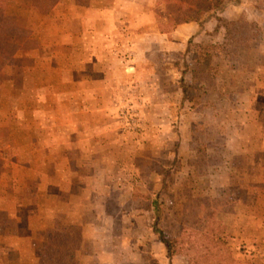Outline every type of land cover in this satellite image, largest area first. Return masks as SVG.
I'll use <instances>...</instances> for the list:
<instances>
[{"label":"rangeland","instance_id":"1","mask_svg":"<svg viewBox=\"0 0 264 264\" xmlns=\"http://www.w3.org/2000/svg\"><path fill=\"white\" fill-rule=\"evenodd\" d=\"M241 1L238 26L232 28L233 20L222 16L208 31V37L214 38L201 34L192 37L179 53L162 60H139L142 70H161L157 90L151 86L153 75L144 71L125 81L120 74L78 76L75 69L82 60H78L74 45L70 52L64 47L60 31L64 24L50 23L51 9L42 12L45 2L7 1L9 10L16 14L17 26L23 29L28 24L37 44L21 46L12 56L0 58V65L9 74L4 76L3 86L8 92L4 98L0 94V264H27L32 252L36 258L42 252L51 255L54 249L69 248V241L72 254H78L74 246H78L84 224L64 222L63 226L55 211L58 206L52 202L57 197L43 186L45 180L70 181L59 172L60 164L67 165L77 176V186L83 187L80 192L76 189L69 214H86L82 221L91 223L89 209L102 191L105 194L100 196H107L103 198L109 210L120 208L127 214V221L114 222L117 230L105 242L112 261L124 258L130 264H190L188 254L199 256L197 263L203 264H264V153L251 152L264 148V0ZM191 2L156 0L157 23L166 25L169 33L171 9ZM34 4L39 11L32 9ZM250 21L257 26L253 28ZM76 28L73 23L69 30ZM21 38L14 36V43H21ZM208 39L216 42L211 61L213 85H205L197 94L187 93L193 97L192 107V102L183 98L180 79L184 84L192 83L188 66L199 46L210 44ZM99 46L95 47L97 64L105 68L103 73L110 67L121 71L122 61L106 59L105 47ZM91 47L87 45L89 51ZM83 64L92 67L90 56ZM82 78L89 87L96 80L104 85L110 80L114 85L100 94L102 110L91 107L89 92L76 90L77 80ZM125 82L130 83L129 88L117 86ZM158 101L161 106H154ZM252 120L257 121L260 137L246 141L252 136ZM95 121H99L96 130L92 126ZM76 132L83 139L82 146L76 144L82 147L77 155L70 154L74 144L68 138ZM58 135L62 137L51 138ZM62 143L68 145V153L60 151ZM236 147L249 153L237 154ZM249 160L263 164L249 162L251 169ZM226 165L231 173L220 172ZM101 170V176L93 175ZM211 176L214 184L223 181L229 187L210 189ZM108 182L111 186L104 187ZM240 182L255 192L247 203L258 201L235 220L230 195L246 199L240 185L234 188V183ZM11 207L16 214L8 210ZM250 212L254 217L251 221L246 217ZM53 225L68 233L61 237V246L55 240L60 231L44 236L45 228ZM152 233L157 242L149 250L142 244L149 243ZM160 233L175 241L171 255ZM159 242L163 245L161 256L153 260L149 252L159 254ZM49 264L62 262L53 259Z\"/></svg>","mask_w":264,"mask_h":264},{"label":"crops","instance_id":"2","mask_svg":"<svg viewBox=\"0 0 264 264\" xmlns=\"http://www.w3.org/2000/svg\"><path fill=\"white\" fill-rule=\"evenodd\" d=\"M224 3L225 6L219 13L220 18H222L223 16L227 20H236L239 14L242 12V1L224 0ZM154 6H157L156 0H59L50 10V15L53 16L50 18V23H59L60 25L64 24V26L60 28L61 35L62 37L64 36V47L68 52H70L69 49L72 45H74L78 60H82V63L78 64L77 68L75 69V72L78 76L96 77L99 75H106L107 77H109L111 75L115 76L120 74L122 77H126V79L123 80L125 81L129 80L132 75L135 76L136 73L139 72V74H141V71H144L145 74H149V76L153 75L151 86H155L156 89V87L158 88L159 86L157 85V76L159 77V75H161V70L157 67L142 70L140 69L139 60H162L163 56H169L171 54H176L180 51H183L187 46V42L192 37L201 34L205 35V37H208V31L214 28L217 20L213 17H209L206 20L202 21L201 24H198L195 21L181 22L172 26V30L169 33L168 30L162 32L159 29V24L157 23L158 21L154 17ZM73 23L78 26V29L76 28V31L74 29H72V31L69 30L70 25L73 26ZM211 37L214 38L215 36ZM208 41L211 43L210 39H208ZM213 43L216 42L213 41ZM88 44L92 45L90 51L87 48ZM99 45H103L105 47L106 53L104 57L106 59H120V61H122L121 71L118 72L112 70V67H110L106 70L105 73H103L105 68L100 69L99 64H97L98 57L96 51H98V49H96L95 47H98ZM101 51L102 49L99 50L100 53ZM66 56L67 55H65V58H67ZM89 56L93 61V65L90 69L83 66V61H85ZM133 65H135V67ZM66 70L69 69L66 68ZM82 80L83 78L81 80H77L78 87L76 86V90L82 92L84 91V93L89 92L92 95L91 107H93L94 110H102V105L100 104V96L102 95L100 94L104 89H113L114 85L110 83V80H107V83L105 85L101 83L102 80H96L95 85L92 83L89 87V84L87 83V85L85 86V82H83ZM139 84H141V81L139 82ZM129 85L130 83H128L127 85L126 82L124 84L117 83V86L121 87L127 86V88H129ZM39 88L40 87H38L37 90ZM159 102L160 101H158V103L155 102L154 106H161V103ZM84 106L86 108L85 103L82 102V109H85ZM97 124H99V121H95L92 123L94 130H96L95 126ZM250 126L251 128H253L252 136L247 138L246 141H251L252 138L258 139L260 137L258 136L259 128L257 125V121L252 120V122H250ZM66 135L67 134H65L64 137H66ZM61 137L62 135H58L57 137L51 138L56 139ZM262 137H264V135ZM68 138L71 140L70 143L74 144V147H72L73 149H70V154H79L82 149V147H79L80 145L82 146V135L76 132L74 135H68ZM237 138L242 139L243 137L242 135H240ZM77 143L79 145L78 147L76 145ZM62 145L63 146L62 149L60 148V151H66V153H68V145H64L63 143ZM96 151L97 147L94 152ZM235 151L237 152V154L249 153V151L241 147L239 148V150H237L236 147ZM251 152L252 154L254 152V154L256 155H258V153L263 154L264 148L260 147V149ZM249 162L250 160L248 161L247 166L251 167V169H253L252 165L258 166L263 164V162L258 163L255 160L250 162L252 165L249 164ZM60 166L58 167V169L61 168L59 172L62 171V177L68 178L70 179V181L63 180V182H67L66 184H64L60 181L54 182L53 180H51L50 182H48L47 180H45L43 186H45L47 190H52L53 195H56L57 198H54L52 202L58 206V208H54V210L56 209L55 211L58 212L59 219L63 221V226L64 222L72 225L84 224V227L80 229V244L78 243V246H76V248L74 246L75 252L78 251V254H72V252H70V257H72L70 260H73L74 264H130L128 259L123 260L124 258H120L118 262L112 261L108 257L107 253L110 248H108L107 245L105 246L107 238L111 237V234L117 230V228L114 227V222H117L118 224L119 222L127 221V214L123 213L120 208L117 210V212L109 210L108 206H106L107 200L103 198L107 196H100L101 194H105L103 191L96 195V200L92 202V208L89 209L92 211L91 223L82 221L86 219V214H69V208L71 207V204L72 202H74V198L77 195L76 189L78 188L80 192L83 187L77 186V176L75 173L70 172V169L68 170L67 165L60 164ZM220 172L231 173L232 171L226 165V168L224 166V169L220 170ZM228 173L226 174L228 175ZM101 174H103L102 170L97 174L94 173L93 175L96 177L97 175L101 176ZM57 177H59V175H57ZM221 178L222 177H220V179ZM222 179L226 180L225 178ZM213 181L214 176L209 177L210 189H214L215 186H218L219 188L223 186H225V188L229 187L228 184L223 181H219L217 184H214ZM228 182L232 184V182H230V179ZM39 184L41 183L37 184V188ZM238 185H240L239 189L245 190V192H243L244 194H246V199L237 197L235 196V194L230 195V202L234 206L235 220H240L243 213L250 208H254L256 201H258V199H255L253 203H247L248 198L255 194V192L253 193V190L251 191L249 186L243 184L242 182L236 184V186L234 183V188ZM110 186V182L104 184V187ZM226 196L228 195L226 194ZM13 208L14 207L7 209L10 210L11 214H16L13 212ZM240 209L242 211V214L240 211H238ZM246 217H248L250 221L254 218L252 212H250V215ZM54 226L55 225L45 228V233L43 232L45 237L52 236L55 230L60 231V233L58 234L59 237L67 236V232L61 233L64 228L62 230L61 227L54 228ZM149 236V243H143L142 245L145 248H147L148 246V249L151 250L153 244L155 245L157 242L155 241L157 237L155 233H152ZM157 244L160 253L151 254L152 251L149 252L150 258L153 260L154 258H156V256H158V258L161 256V250L163 246L162 242H159ZM12 246L13 243L10 247L14 248ZM16 249L19 250V248ZM37 250V245L36 247H32V251L37 252ZM32 255L33 258L27 264H33L36 262V257H34L33 252ZM59 260L63 262L62 259ZM64 260H67V257ZM132 263L136 264L135 261H133Z\"/></svg>","mask_w":264,"mask_h":264},{"label":"trees","instance_id":"3","mask_svg":"<svg viewBox=\"0 0 264 264\" xmlns=\"http://www.w3.org/2000/svg\"><path fill=\"white\" fill-rule=\"evenodd\" d=\"M7 1L8 0H0V58H8L12 56L14 53H16L19 48H21V46L23 48H30L37 44L36 38L32 36L31 27H29L28 24H26L23 29H20L17 26L15 20L16 14L13 11L9 10ZM42 1L45 2L46 8L45 10L43 9L42 12L50 10L58 2V0ZM186 4L183 6L179 5L171 9L172 18L169 19L171 21V26L187 21H195L198 24H201L202 21L206 20L209 17H213L217 21H220L221 18L219 16V13L223 10V7L225 6L224 0H192L191 4ZM31 7L32 9H36L38 11L40 10L39 7L35 4L31 5ZM240 21L241 18H237L236 20H234L231 23L232 28L238 26V23ZM250 25H254L253 28L257 26L253 22ZM166 27L167 26L164 24L159 25V29L162 32L166 31ZM228 32L229 31H227V33ZM18 35L22 36V41L21 43L16 44L13 41V37H17ZM214 48H216V46L213 43H206L205 45L199 46L197 56L193 59V63L188 66L191 71L192 83L184 84L183 80L180 79L183 98L187 99L188 102H192L191 100H193L192 96H187L188 92H193L194 94H197L198 91L204 90L205 85H213L215 69L212 66L211 61L214 55L212 49ZM5 70L6 68H2V66L0 65V94L3 98L6 96L5 93L8 92L7 90L3 89L4 82L6 80L4 76L9 75ZM203 94L206 95L204 91ZM3 98H1L0 100H3ZM193 104L194 102H192V107ZM12 106H14V104ZM160 238L161 241L165 244L168 254L171 255L175 250V241L168 240L162 233H160ZM55 240L58 243V246L63 245L61 237L58 236V238H56ZM67 244H69V248H60L61 250L54 249L51 255H46L42 252L36 258V262L33 264H49V262L53 261V259H62V264H74L73 260H70L72 258L70 257V248L72 247L71 241H69V243ZM186 256H188L190 264H203V262L197 263V259L200 258L199 256H191L188 254ZM66 257L67 260H64L66 259Z\"/></svg>","mask_w":264,"mask_h":264}]
</instances>
